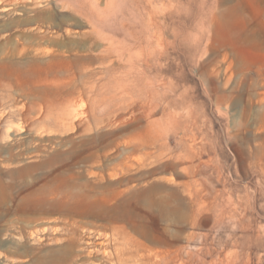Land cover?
Segmentation results:
<instances>
[{"label":"rangeland","instance_id":"rangeland-1","mask_svg":"<svg viewBox=\"0 0 264 264\" xmlns=\"http://www.w3.org/2000/svg\"><path fill=\"white\" fill-rule=\"evenodd\" d=\"M0 264H264V0H0Z\"/></svg>","mask_w":264,"mask_h":264}]
</instances>
